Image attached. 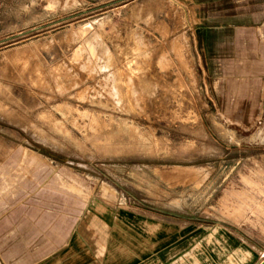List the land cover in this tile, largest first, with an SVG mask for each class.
I'll use <instances>...</instances> for the list:
<instances>
[{"label":"rangeland","instance_id":"obj_1","mask_svg":"<svg viewBox=\"0 0 264 264\" xmlns=\"http://www.w3.org/2000/svg\"><path fill=\"white\" fill-rule=\"evenodd\" d=\"M186 19L184 0H0V200L184 219L264 185L263 74L204 65Z\"/></svg>","mask_w":264,"mask_h":264},{"label":"crops","instance_id":"obj_2","mask_svg":"<svg viewBox=\"0 0 264 264\" xmlns=\"http://www.w3.org/2000/svg\"><path fill=\"white\" fill-rule=\"evenodd\" d=\"M184 3L185 32L203 64L257 67L256 97H263L264 0ZM231 189V200L184 219L94 207L64 217L47 205L1 199L0 264H262L264 185Z\"/></svg>","mask_w":264,"mask_h":264},{"label":"water","instance_id":"obj_3","mask_svg":"<svg viewBox=\"0 0 264 264\" xmlns=\"http://www.w3.org/2000/svg\"><path fill=\"white\" fill-rule=\"evenodd\" d=\"M262 264H264V262Z\"/></svg>","mask_w":264,"mask_h":264}]
</instances>
